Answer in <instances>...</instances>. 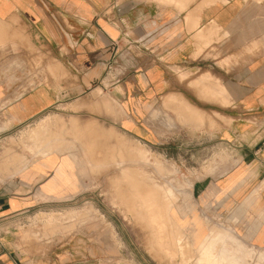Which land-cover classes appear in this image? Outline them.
Wrapping results in <instances>:
<instances>
[{
	"label": "crops",
	"instance_id": "crops-1",
	"mask_svg": "<svg viewBox=\"0 0 264 264\" xmlns=\"http://www.w3.org/2000/svg\"><path fill=\"white\" fill-rule=\"evenodd\" d=\"M0 22L24 26L51 60L39 83L19 95L18 82L4 81L18 72L0 65V111L8 113L11 126L53 105L81 101L104 83L106 70L121 56L130 75L109 88L112 94L122 90L117 98L123 105L189 96L202 101L195 107L205 114H219L215 145L229 146L234 164L222 175L193 182L186 209L212 211L231 228L232 239L219 244L226 258L228 247L264 252V0H0ZM199 70L219 81L227 104L198 99L176 76ZM228 118L232 129L222 123ZM60 163L57 158L43 171L29 165L0 183V264H82L99 257L96 246L84 247L78 238L42 256L26 254L16 241L17 220L76 194L71 165ZM188 225L198 246L199 225ZM237 257L238 264H264L255 256Z\"/></svg>",
	"mask_w": 264,
	"mask_h": 264
},
{
	"label": "rangeland",
	"instance_id": "rangeland-1",
	"mask_svg": "<svg viewBox=\"0 0 264 264\" xmlns=\"http://www.w3.org/2000/svg\"><path fill=\"white\" fill-rule=\"evenodd\" d=\"M31 37L18 22H0V65L18 72L4 74L6 85L18 82V95L34 88L44 66L51 63ZM114 60L104 74V83L79 102L53 105L15 126L7 121L8 113L0 111V183L29 165L50 169L58 158L60 166L71 165L72 189L76 191L66 201H51L17 220V243L26 254L42 256L61 242L78 238L84 247L96 246L99 257L92 261L100 264H238V257L253 256L264 263V252L242 254L234 247L226 249L231 255L226 258L219 244L232 239L231 228L212 211L201 209L197 214L186 209L193 182L222 175L234 164L232 149L215 145L220 115L205 114L195 107L202 101L189 96L190 103L169 95L149 105H123L117 98L122 90L112 94L109 85L130 72L121 64L123 56ZM201 71L176 76L183 84L188 82L198 99L208 100L205 97L212 94L227 104L219 81ZM44 117H49L47 126L34 127ZM222 123L233 128L230 118ZM152 202L155 206L149 214L141 211ZM49 215L54 217L46 222ZM189 222L199 225L198 248L190 241ZM208 230L212 235L206 234ZM198 253L210 261H197ZM92 261L89 257L82 264Z\"/></svg>",
	"mask_w": 264,
	"mask_h": 264
},
{
	"label": "bare ground",
	"instance_id": "bare-ground-1",
	"mask_svg": "<svg viewBox=\"0 0 264 264\" xmlns=\"http://www.w3.org/2000/svg\"><path fill=\"white\" fill-rule=\"evenodd\" d=\"M210 88V87H209ZM209 88L207 89V91L209 90ZM213 89V88H212ZM211 89V90H212ZM214 90H212V92H213ZM210 92V91H209ZM219 92V91H218ZM221 92V91H220ZM219 92V94H221ZM207 93V92H206ZM214 93V92H213ZM210 95V94H209ZM212 95V94H211ZM211 95H210V97H211ZM215 95V94H214ZM213 95V96H214ZM223 96V95H222ZM209 97V96H208ZM194 113V112H193ZM48 122H49V117H44V118H42V119H39L37 122H36V124H35V126L34 127H36V128H40V127H46L47 126V124H48ZM90 161V160H89ZM127 188V187H126ZM130 192V191H129ZM132 192V191H131ZM155 193V192H154ZM165 193L168 195V194H170V191L169 190H165ZM133 194H135V192L133 193ZM146 194V193H145ZM137 195V194H136ZM147 195V194H146ZM150 195V194H149ZM134 196V195H133ZM169 197V196H168ZM137 198H138V195H137ZM147 199V198H146ZM153 199V198H152ZM137 202L139 201V199L138 200H136ZM141 201V200H140ZM150 201V200H149ZM155 201V200H154ZM147 202V201H146ZM142 203V202H141ZM138 204H140V203H138ZM143 204V203H142ZM142 206V205H141ZM140 206V207H141ZM144 206V205H143ZM142 206V207H143ZM155 205H153V202L152 203H150V204H146L145 205V207H143L142 209H141V211L142 210H145L144 212H145V214H146V212L148 213V210H151L150 208H152V207H154ZM138 208V207H137ZM154 209V212L155 213H157L156 211H155V208H153ZM157 210V209H156ZM152 212V211H151ZM159 212V211H158ZM137 213H139V212H137ZM143 213V212H142ZM149 214V213H148ZM147 214V215H148ZM152 215H154L153 213H151ZM143 217L144 218H146V219H151L152 220V216H146V215H144V213H143ZM148 217V218H147ZM154 218V217H153ZM162 218V217H161ZM166 218H167V216H166ZM159 219V218H158ZM194 219V218H193ZM159 220H161V219H159ZM169 221V220H168ZM163 222V221H162ZM171 222V221H170ZM168 223V222H167ZM153 224V223H152ZM161 224V221L159 222V225ZM170 224H172V223H170ZM155 225H156V223H155ZM161 227V226H160ZM176 231V230H175ZM155 233V232H154ZM169 233V232H168ZM207 234H209V235H212V233L210 232V231H208V233ZM216 235V234H215ZM219 235V234H218ZM208 236V235H207ZM157 240V239H156ZM163 240V239H162ZM202 240H204L203 239V237H202ZM179 246V245H178ZM198 247H200V244H198V246H197V248ZM163 248H165V247H163ZM201 249V248H200ZM196 252V251H195ZM215 252V251H214ZM196 260L197 261H205V262H209L210 260L208 259V258H206V257H203V256H201L199 253L197 254V256H196ZM185 263V262H184Z\"/></svg>",
	"mask_w": 264,
	"mask_h": 264
}]
</instances>
